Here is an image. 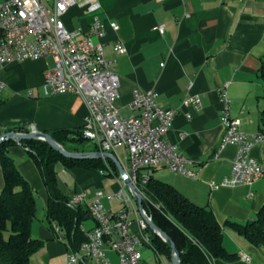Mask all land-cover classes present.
I'll return each mask as SVG.
<instances>
[{"label":"crops","instance_id":"obj_1","mask_svg":"<svg viewBox=\"0 0 264 264\" xmlns=\"http://www.w3.org/2000/svg\"><path fill=\"white\" fill-rule=\"evenodd\" d=\"M95 20L104 26V56L114 61L119 76L120 114L135 116L129 104L136 89L156 92L157 105L176 112L166 141L191 161L189 168L195 176L172 173L164 166L151 169L149 176L172 185L195 205L210 208L221 225L253 219L264 207V177L249 186L221 185L231 173L238 147H221L224 130L219 99L225 90L231 102V117L239 120L241 131L264 134V83L259 77L264 62V0H88L64 16L68 29L83 31ZM112 24H117L118 30H113ZM161 25L162 34L156 30ZM117 42L125 47L124 54L114 52ZM51 65L50 60L23 61L0 70V81L6 85L0 97V136L9 132L50 135L57 131H82L87 107L81 97L44 95V73ZM190 97L199 99L198 111L184 105ZM68 144L78 150L75 152L91 153L75 147L78 143ZM8 154L35 196L31 237L41 241L42 247L30 257L29 264H67L68 243L58 238L47 219L48 191L40 170L19 144L10 146ZM122 154L124 161L119 157L118 160L125 169L123 149ZM248 154L264 161V141ZM55 170L63 196L70 199L81 192L87 194L86 201L78 205L84 209L94 200L96 191L112 194L104 188L107 178L115 183L112 187L116 191L123 186L116 179L120 175L118 169L115 173L108 165L105 170L88 171L57 164ZM3 184L0 167V192ZM113 200L118 199L104 198L102 203L117 212L121 207L114 211L110 204ZM132 200L137 207L133 197ZM136 220L132 218L131 230L149 238L147 244L139 247L143 262L171 264V259L152 247L150 234L141 231ZM88 221L91 225L86 227ZM94 226L90 216L82 222L81 229L84 232ZM223 233L227 251L238 255V259L226 264H244L242 254L250 257V264L259 260L257 254L264 256V248L252 247L231 229L225 227ZM107 255L113 264H118L115 253Z\"/></svg>","mask_w":264,"mask_h":264},{"label":"built area","instance_id":"obj_2","mask_svg":"<svg viewBox=\"0 0 264 264\" xmlns=\"http://www.w3.org/2000/svg\"><path fill=\"white\" fill-rule=\"evenodd\" d=\"M85 1L88 0H0V70L23 61L50 60L52 65L44 73V95H76L83 99L87 115L82 137L91 142L97 149L95 152L112 154L117 159V150L123 149L128 179L148 200L141 189L149 179L151 169L164 166L172 173L195 176L189 168L191 161L177 146L166 141L176 112L161 109L156 103V92L136 89L129 104L135 116L120 114L117 106L119 76L114 70V61L105 58L101 43L106 33L104 26L95 20L87 31H83L68 29L64 21L71 8ZM111 27L118 30L117 24ZM156 30L162 34L164 27L158 26ZM114 52L121 55L126 49L117 42ZM5 87L0 81V97ZM219 100L224 130L221 147H238L231 173L221 185H252L264 177V161L251 158L248 152L264 141V134L249 135L240 130L239 120L231 117V102L225 90L220 92ZM184 105L196 111L201 107L196 97L186 99ZM116 179L123 183L116 194L98 190L94 200L87 204L95 226L84 231L87 240L78 250L68 246L67 264H113L108 252L117 255L118 264H145L139 247L147 244L149 238L131 230L132 218L136 217L141 231H146L148 225L140 217L130 191L125 190L124 179L120 175ZM86 198L85 192L75 194L68 205L76 207ZM104 198H116L123 206L112 212L103 205ZM52 228L63 241L65 234L57 223H52ZM240 258L244 264L251 262L245 254Z\"/></svg>","mask_w":264,"mask_h":264},{"label":"trees","instance_id":"obj_3","mask_svg":"<svg viewBox=\"0 0 264 264\" xmlns=\"http://www.w3.org/2000/svg\"><path fill=\"white\" fill-rule=\"evenodd\" d=\"M259 77L264 83V62L259 69ZM50 135L69 152L78 150L68 142L80 144L87 141L80 130L57 131ZM15 144L12 140L0 143V167L4 182L0 192V264H29L30 257L42 247L41 241L31 237L36 213L34 191L8 154V148ZM19 145L27 150L44 179L48 191L47 219L50 224L57 223L65 234L64 240L68 246L78 250L87 240L81 226L90 218L89 211L81 206L74 208L68 205L69 199L58 188L55 167L62 164L67 169L78 167L99 171L105 170L108 165L117 173L115 164L101 159H68L43 141L23 140ZM95 151L96 148L91 150ZM141 192L148 198L143 203L146 213L174 242L180 264H226L238 259L237 254L229 253L224 246L225 227L252 247L264 248V207L247 222L226 221L221 225L210 208L195 205L172 185L152 175ZM147 232L152 247L171 259V247L148 228Z\"/></svg>","mask_w":264,"mask_h":264},{"label":"water","instance_id":"obj_4","mask_svg":"<svg viewBox=\"0 0 264 264\" xmlns=\"http://www.w3.org/2000/svg\"><path fill=\"white\" fill-rule=\"evenodd\" d=\"M12 140L16 142L17 144H21V141L23 140H37V141H43L49 144L54 150L59 152L62 156L68 158V159H74V160H84V159H101V160H109L113 162L116 166V168L119 171V174L124 179L125 184L127 185L128 190L130 191L132 197L134 198L137 209L140 213L141 218L147 223L149 229L159 236L165 243H167L171 247V264H180V256L179 252L174 244V242L171 240V238L163 232L161 229H159L149 218L148 214L146 213L144 209V196L139 192V190L133 186L128 176L122 167V165L119 163L118 159L108 153H101V152H69L66 149H64L60 144H58L51 135L46 133H19V132H9L6 134H3L0 136V143L4 141Z\"/></svg>","mask_w":264,"mask_h":264},{"label":"rangeland","instance_id":"obj_5","mask_svg":"<svg viewBox=\"0 0 264 264\" xmlns=\"http://www.w3.org/2000/svg\"><path fill=\"white\" fill-rule=\"evenodd\" d=\"M75 147H77L78 149L82 150V151H87V150H92L94 149V146L91 144V142L89 141H85L83 143H80L78 145L75 144ZM117 155L120 159L121 162L124 161V156L122 154V149H118L117 150ZM163 171V170H160ZM115 183L112 181V179L107 178L106 181L104 182V188L105 190L109 191V193L112 194H116L118 191H116V188L112 187ZM111 204V208L116 211L117 209H119L120 207H122L123 205H121L119 203V200H113L112 202H110ZM91 225V221H88L85 223V226L88 227ZM258 259L257 261H255L254 264H262L264 263V256H262L260 253L257 254Z\"/></svg>","mask_w":264,"mask_h":264}]
</instances>
